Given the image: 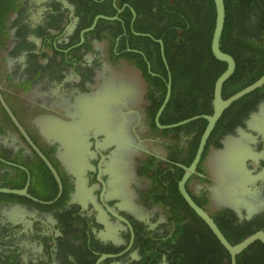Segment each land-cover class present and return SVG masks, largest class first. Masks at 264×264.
<instances>
[{"label": "flooded vegetation", "instance_id": "flooded-vegetation-1", "mask_svg": "<svg viewBox=\"0 0 264 264\" xmlns=\"http://www.w3.org/2000/svg\"><path fill=\"white\" fill-rule=\"evenodd\" d=\"M139 2L0 0V189L25 190L0 192V264H230L179 191L207 121L166 127L213 115L214 88L172 89ZM230 56L225 101L264 62ZM185 190L230 244L264 233V84L223 110Z\"/></svg>", "mask_w": 264, "mask_h": 264}, {"label": "trees", "instance_id": "trees-1", "mask_svg": "<svg viewBox=\"0 0 264 264\" xmlns=\"http://www.w3.org/2000/svg\"><path fill=\"white\" fill-rule=\"evenodd\" d=\"M224 4L226 15L220 49L233 55L236 60L237 55L245 54L246 61L252 62L253 65V54L264 53V41L252 43L239 40V37L264 38V0H224ZM135 10L139 16L134 22L136 30L149 33L163 42L172 89L188 88L195 82L196 86L203 85L212 94L216 79L226 69L225 63L217 61L210 50L216 17L213 0H142L135 6ZM141 48L143 52L149 53V50L143 46ZM156 49L159 51L158 46ZM207 68L208 71H205ZM162 70L166 77V71L163 68ZM242 71L243 67L237 61L232 75L234 78L231 77L229 82L227 80L223 89L233 80H240ZM248 73L250 79L244 86L250 85L264 73V62L255 67L252 66ZM239 84L240 82L237 85ZM195 115L199 114L181 115L174 122ZM188 125L190 124L184 127L188 128ZM211 237L213 243L217 244L214 236L211 235ZM220 248L227 254L221 246ZM181 255L182 252L179 251V256ZM263 255L264 251L255 250V247L251 245L237 256L236 261L237 264H264Z\"/></svg>", "mask_w": 264, "mask_h": 264}, {"label": "water", "instance_id": "water-1", "mask_svg": "<svg viewBox=\"0 0 264 264\" xmlns=\"http://www.w3.org/2000/svg\"><path fill=\"white\" fill-rule=\"evenodd\" d=\"M213 3L215 6L216 17H215L213 34H212V38H211L210 50H211L213 57L217 61L223 62L226 64L225 71L216 79L215 84H214V95H215L214 101H213L214 113L211 116H209V115L193 116L191 118H187V119L182 120L178 123H175L174 125H169L166 127L167 128H173V127H177V126H183V125H186V124H188L194 120H197V119H204L207 121V127L201 136L200 145H199V148H198L196 155L193 159V162L191 163V165L188 168H185V174L183 175L182 179L179 182V191H180L183 199L185 200V202L188 204V206L197 214L198 217H201V220L206 224V226L209 228V230L212 232V234L216 237V239L221 244V246L228 252L229 257H230V264H236L237 263V261H236L237 256L240 255L242 252H244L254 242L260 241L264 244V233L263 232H257V233H254V234L246 237L245 239H243L239 243H236L234 245L230 244L225 239V237L222 235V233L220 232L218 227L215 225L211 216H209L205 211H203L199 206H197L193 202V200L189 197V195L187 194V192L185 190V184H186L188 178L190 177L191 173H193V171H194L196 165L198 164L199 160L201 159V155L203 153V148H204V145L206 143V140L209 137V135L211 134V132L214 128V125L217 122V120L219 119V117L221 116L223 110L225 108H227L230 105V103L238 100L239 98L243 97L244 95H247V93H249V92L255 90L256 88L260 87L261 85H263L264 84V74L256 82L249 85L245 89L239 91L238 93H236L235 95L230 97L228 100L225 101L222 99V97H221L222 96L221 95L222 86L233 74V72L235 70V62L229 54L221 51V49H220V39H221L222 31L224 28L225 15H226L225 14L224 0H213ZM159 44H160L161 54L163 56L164 55L163 44L161 41H159ZM167 69H168V67H167ZM170 84L171 83L169 81V83L167 85V97L164 101L163 106L160 109V112L163 109L164 105L166 104L168 97H170L169 96ZM14 123L19 128V130L21 132H23L22 129L20 128V126L15 122V120H14ZM157 125L159 127L163 128V126L159 125V123H157ZM48 166L50 167L49 164H48ZM52 172H53V174H55L53 170H52ZM0 192L9 193V194H23V193L25 194V190L17 191V190H10V189H0ZM230 199L231 198L228 197V200H230Z\"/></svg>", "mask_w": 264, "mask_h": 264}, {"label": "clouds", "instance_id": "clouds-1", "mask_svg": "<svg viewBox=\"0 0 264 264\" xmlns=\"http://www.w3.org/2000/svg\"><path fill=\"white\" fill-rule=\"evenodd\" d=\"M162 42V41H161ZM162 44H163V42H162ZM234 73V72H233Z\"/></svg>", "mask_w": 264, "mask_h": 264}]
</instances>
